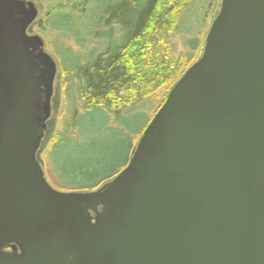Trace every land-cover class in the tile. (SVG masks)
Returning <instances> with one entry per match:
<instances>
[{
    "label": "water",
    "instance_id": "95a60500",
    "mask_svg": "<svg viewBox=\"0 0 264 264\" xmlns=\"http://www.w3.org/2000/svg\"><path fill=\"white\" fill-rule=\"evenodd\" d=\"M38 19L0 0V264H264V0H222L128 167L88 193L38 161L58 72Z\"/></svg>",
    "mask_w": 264,
    "mask_h": 264
},
{
    "label": "trees",
    "instance_id": "16d2710c",
    "mask_svg": "<svg viewBox=\"0 0 264 264\" xmlns=\"http://www.w3.org/2000/svg\"><path fill=\"white\" fill-rule=\"evenodd\" d=\"M69 1L71 0L51 2L46 14L34 24L35 27L43 35L47 30L73 31L79 37L82 36V31H89L88 34L95 38L100 35L98 29L102 27L107 30L103 34V38L107 39V47L103 51L92 49L86 55L72 51L61 40L56 43L57 49L52 47L62 65L65 109L61 130L51 138L47 154L59 145L60 140L67 136L71 139L74 137L76 132L72 125L76 124L83 113L126 111L144 102L167 83L175 86L183 77V66L188 63L190 68L194 63V56H186L188 60L184 57H160L162 49L169 46L167 40L181 24L183 10L194 0H108L107 9L99 19L94 13L88 15L96 0ZM93 17L94 23L82 29L81 21ZM190 22L194 27L193 21H188V28L185 27L184 31L194 30ZM116 31L120 35L115 37ZM153 40L159 41L154 49ZM192 49L196 51L199 48L193 45ZM151 57L160 58V63L155 60L153 71H147ZM76 80L78 83L74 84ZM73 100H79L82 105L71 104ZM70 109L74 118L68 116ZM148 124L149 122L143 127L142 134ZM133 149L134 143L131 142L128 154ZM41 165L43 166L42 160ZM118 174L100 180L90 191L100 188Z\"/></svg>",
    "mask_w": 264,
    "mask_h": 264
},
{
    "label": "rangeland",
    "instance_id": "374dc122",
    "mask_svg": "<svg viewBox=\"0 0 264 264\" xmlns=\"http://www.w3.org/2000/svg\"><path fill=\"white\" fill-rule=\"evenodd\" d=\"M25 1L34 3L39 10V19L35 23L36 25L46 14L48 7L51 6L50 4L56 3L57 0ZM107 1L96 0L91 6V12L89 11L88 15L94 13L96 18L99 19L107 9ZM69 2L73 3V0ZM221 4L222 0H194L189 7L183 10L181 24L177 31L167 40L169 46L165 50L162 49L160 57L172 56L175 59L184 57L188 60L187 57L193 58L194 56L195 59L193 58L192 60L194 65L203 56L207 35L213 21L220 12ZM94 19L93 17L85 21L82 20V29L88 25L90 26V23H94ZM191 20L194 27L191 22L190 24L194 30L184 31L185 27L188 28L186 24ZM35 25L29 29L28 34L30 36H39L44 40L45 50L52 56L58 68L54 99L52 101V115L48 121L49 129L38 152V161L41 163L42 160V170L45 179L54 190L60 193L92 192L90 190L100 180L116 173L120 174L128 167L142 137L143 127H145L147 122L150 124L164 106L174 86L170 82L167 83L157 90L156 93L147 97L144 102L126 111L120 110L117 113H104L101 111L83 113L76 124L72 125L76 132L74 137L71 139L67 136L60 140L59 145L47 154L51 138L57 131L61 130L63 110L65 109L62 95V65L52 47L54 46L57 49L56 43L61 40L72 51L82 52L83 55H86L92 49L103 51L107 47V39L103 38V34L107 30L100 27L98 29L100 35L96 38L95 36H90L88 34L89 31H82V36L79 37L73 31L52 32L47 30L45 31L46 34L43 35ZM114 28L117 29L116 26ZM181 30L183 31L180 32ZM114 34L116 37L120 35V32L116 31ZM153 42V49L157 48L159 41L153 40ZM51 43L54 45H51ZM193 45L198 47L199 51H194L192 49ZM155 60L160 63V58L154 59L151 57L147 71H153ZM188 65L190 64L186 63L183 66L181 76L189 69ZM77 83V80L74 81V84ZM72 103H77L78 106L82 105L79 100L78 102L73 100ZM68 116L74 118L72 117L71 109ZM131 142L134 143V149L128 154ZM12 251L10 250V252Z\"/></svg>",
    "mask_w": 264,
    "mask_h": 264
},
{
    "label": "flooded vegetation",
    "instance_id": "af4514ba",
    "mask_svg": "<svg viewBox=\"0 0 264 264\" xmlns=\"http://www.w3.org/2000/svg\"><path fill=\"white\" fill-rule=\"evenodd\" d=\"M29 32V31H28ZM53 99H54V97H53ZM53 99H52V101H53ZM53 107V106H52ZM49 129V128H48Z\"/></svg>",
    "mask_w": 264,
    "mask_h": 264
}]
</instances>
